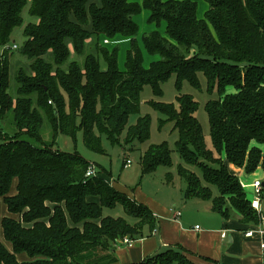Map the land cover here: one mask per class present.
Returning <instances> with one entry per match:
<instances>
[{
    "label": "trees",
    "instance_id": "obj_1",
    "mask_svg": "<svg viewBox=\"0 0 264 264\" xmlns=\"http://www.w3.org/2000/svg\"><path fill=\"white\" fill-rule=\"evenodd\" d=\"M205 1L207 10L198 18L194 0H0V198L17 216L1 219L11 250L0 241V264H114L116 243L154 228L152 212L111 186L101 176L110 175L104 167L77 151L52 146L59 135L75 141L78 132L97 154H105L103 136L112 145H120L123 134V143L147 141L149 115L128 125L129 116L139 112L144 85L161 96V84L172 74L176 106L154 100L149 105L176 130L175 150L183 163L176 172L185 182L184 198L209 201L211 210L225 219L236 213L241 223H259L226 162L247 174L257 167L264 171V0ZM27 6L36 21L24 25V40L15 48L28 62L15 74L13 96L8 92L13 50L7 44L23 24ZM142 8L149 13L147 22L165 24L164 34L152 30L142 36L145 51L159 56L146 67L133 20ZM117 36L130 38L124 70L117 66L116 48L100 43ZM89 39L93 45L86 52ZM69 45L77 58H70ZM49 53L52 61L45 58ZM199 72L209 92H218L217 99L205 104L212 150L195 116L198 103L180 91L183 80L198 88ZM228 86L235 91L227 93ZM92 164L96 175L86 177ZM140 164L142 175L171 166V149L165 142L150 144ZM14 178L17 193L9 196ZM166 179L171 182V172ZM117 204L132 223L103 215V208ZM20 253L37 258L19 262ZM135 264L194 263L169 250Z\"/></svg>",
    "mask_w": 264,
    "mask_h": 264
},
{
    "label": "rangeland",
    "instance_id": "obj_2",
    "mask_svg": "<svg viewBox=\"0 0 264 264\" xmlns=\"http://www.w3.org/2000/svg\"><path fill=\"white\" fill-rule=\"evenodd\" d=\"M135 2H141L142 0H131ZM196 2V15L198 18H203V15L207 9V3L205 0H194ZM27 7L23 9V24L20 27H17L13 30L10 42L7 44L8 47H13V45L20 47L24 40V36L22 34L23 27L28 22H35L36 19L29 16L27 12ZM148 11L144 8L141 11L133 16V20L136 22L138 26V33L135 36V42L141 49L142 53V64L143 66H148L149 63L153 60L159 58L158 55H150L148 54L142 42V36L152 30H158L161 34L165 32V24L162 22L159 26H156L152 23L147 22L148 18ZM103 40L100 41L102 43ZM108 50L116 48L117 50V66L119 70H124L125 68V58H126V51L130 47V38L117 36L114 39H109L107 44H103ZM6 47V46H5ZM70 47V45H69ZM90 49H87L86 52H90ZM3 50V46L0 45V53ZM10 58V86L8 92L15 96L16 94V82H15V74L20 67H24L28 62L27 59L21 56L16 49H13ZM74 54L71 55L72 58H77L76 56L73 57ZM47 61H52V55L49 53L45 56ZM27 61V62H26ZM101 65L104 64L101 60ZM104 66V65H102ZM197 78L199 80V87H193L187 80H183L181 82L180 91L182 93L190 94L193 99L198 103V108L195 112V116L199 123L202 126V131L204 135L205 144L208 149L212 150V143L210 138V130H209V122L207 118V114L205 111V104L210 99H217L218 92L214 88L212 91L209 92L208 84L206 81L205 76L203 73L199 72L197 74ZM162 95L155 96L152 93V90L149 85H144L143 89L140 93V102H139V112L136 114H132L129 116L128 125L134 124L138 117L149 115L150 117V137L145 142H139L138 140H133L128 143H123L122 139L124 134L121 136V144L112 145L106 137H102V146L105 150V154H97L90 151L86 146L83 144L81 133L78 132L75 141H72L68 136L59 135L56 141V144L53 145V149H59L65 152H73L77 151L81 156L85 159L94 161L98 165L103 166L109 173L112 180L118 182V184L125 185L130 187L131 190L134 186L136 187L138 184H142V189L148 195H152L157 199L162 201L171 200L174 202L176 200L177 206L181 207L184 204L185 199L183 198V191L185 188V182L177 177L176 170L179 164H183L181 158L179 157L177 151L175 150V141L177 139L176 130L173 129L172 122H165V116L160 113L159 111L153 109L149 102L154 101H161L164 103H173L176 106V96L177 90L175 88V74H172L166 81L161 84ZM234 88L232 86H228L226 88L227 93L234 92ZM42 133L44 137L49 140V129L46 125L42 128ZM165 142L169 149H171V166H160L157 168L156 171L147 173L142 178V171H141V164H140V156L142 152L150 145V144H159ZM221 158L224 159V152L219 154ZM126 159L130 160L129 166L125 167ZM229 174L232 176H236L230 169L229 166L226 164ZM96 168V167H95ZM198 173V170L194 167H188ZM166 172L173 173L174 181L173 184L170 186H166L165 181V174ZM237 178L241 183L244 192L248 199H252L254 196V188L253 182L258 180L260 182L264 181V171L257 167L254 171L250 173H245L244 170L241 168V171H238ZM106 180V179H105ZM107 181V180H106ZM108 182V181H107ZM140 182V183H138ZM109 183V182H108ZM110 184V183H109ZM213 193L216 194L217 191L213 189ZM260 212L262 214V218L264 219V191L260 195ZM131 200V199H130ZM133 201V200H132ZM182 201V203H181ZM170 202V203H171ZM169 203V204H170ZM194 202H188V206ZM199 204H206L210 206L209 201L199 200ZM257 216L259 217L257 211H255ZM103 215H109L112 217H121L124 218L126 221L132 223L133 218L128 215L123 207L120 204L115 205L112 208H103ZM233 215V214H232ZM259 219V218H258ZM264 223V220L262 221ZM128 237V236H125ZM181 253V252H179ZM169 254V253H168Z\"/></svg>",
    "mask_w": 264,
    "mask_h": 264
},
{
    "label": "crops",
    "instance_id": "obj_3",
    "mask_svg": "<svg viewBox=\"0 0 264 264\" xmlns=\"http://www.w3.org/2000/svg\"><path fill=\"white\" fill-rule=\"evenodd\" d=\"M128 1L135 2L131 0ZM92 45L93 40L89 39L87 46L90 48ZM70 50L71 55L74 54L71 45ZM73 57H75V54ZM90 162L96 163L94 161ZM226 164L237 177L238 171H241V168L235 167L228 162H226ZM145 175L147 174H143L142 178ZM101 176L104 177L111 186L115 187L116 190L124 193L129 199L147 207L152 212L155 219L154 228L149 229L145 227L142 235L133 238L125 237L129 239V243H124L123 238L115 244L113 250L115 259L114 264H135L142 262L148 257L169 250L181 252L194 264H208L210 262H215L217 264H264V249L261 247L258 235L253 237L244 236V231L252 227L260 225L264 228V223H262L260 219L259 223L256 225L241 223L239 221L240 217L236 213L230 218L225 219L213 212L211 210V205L199 204V200L201 199H185L184 191L183 198L185 201L184 204L179 207L176 201L180 200L171 202V200L162 201L157 199L145 193L142 189V184H138L136 187L134 186L129 190L130 187L122 184L120 185L115 180L108 178L110 175L107 173H101ZM174 176L175 175L171 173V182H167L165 174L166 186L173 184ZM16 187L17 179L14 178L8 192L9 196H13L17 193ZM89 199L94 202H99L97 197H89ZM188 202L194 203L188 206ZM177 210H179L181 214L175 217L174 212ZM3 217L17 218L16 215L11 214L7 210V206L4 204L3 199L0 198V241L11 250L10 244L4 240L2 234L1 219ZM223 231L226 232L225 237H221V232ZM16 257L19 262L31 261L37 258L31 259L24 253L17 254Z\"/></svg>",
    "mask_w": 264,
    "mask_h": 264
},
{
    "label": "built area",
    "instance_id": "obj_4",
    "mask_svg": "<svg viewBox=\"0 0 264 264\" xmlns=\"http://www.w3.org/2000/svg\"><path fill=\"white\" fill-rule=\"evenodd\" d=\"M103 42L104 43H108V40L104 39ZM12 48L15 49L16 46L13 45ZM129 164H130V160L126 159L124 165L128 166ZM93 175H96V168L92 164L91 166L88 167V169H87V171L85 173V176L89 177V176H93ZM253 188H254V196L250 200V205L255 211H257V213L259 215V219L261 221H263L264 219L262 218V214L260 212V200H261L260 199V195H261V190L263 188L262 187V182H260L258 180H255L253 182ZM180 214H181V212L179 210L174 212L175 217L180 216ZM225 234H226L225 231L221 232V237H225ZM255 235H258V237L260 238L261 247H262V249H264V228L262 226H260V225L259 226H255V227H252L251 229H248V230L244 231V236H246V237H253ZM123 242L124 243H129L130 241H129V239L124 238Z\"/></svg>",
    "mask_w": 264,
    "mask_h": 264
},
{
    "label": "water",
    "instance_id": "obj_5",
    "mask_svg": "<svg viewBox=\"0 0 264 264\" xmlns=\"http://www.w3.org/2000/svg\"><path fill=\"white\" fill-rule=\"evenodd\" d=\"M262 187L264 188V181H262Z\"/></svg>",
    "mask_w": 264,
    "mask_h": 264
}]
</instances>
